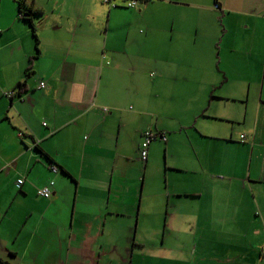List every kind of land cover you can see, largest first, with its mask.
<instances>
[{"label": "crops", "instance_id": "crops-1", "mask_svg": "<svg viewBox=\"0 0 264 264\" xmlns=\"http://www.w3.org/2000/svg\"><path fill=\"white\" fill-rule=\"evenodd\" d=\"M26 2L37 42L0 0V224L32 228L0 264L146 256L163 227L169 257L240 264L249 240L264 264V0ZM147 130L167 142L143 163Z\"/></svg>", "mask_w": 264, "mask_h": 264}, {"label": "rangeland", "instance_id": "rangeland-1", "mask_svg": "<svg viewBox=\"0 0 264 264\" xmlns=\"http://www.w3.org/2000/svg\"><path fill=\"white\" fill-rule=\"evenodd\" d=\"M4 1H6V0H2L3 4H4ZM27 1L29 3H31L33 0H27ZM220 1L221 0H218V2H220ZM126 2H127V0H126ZM200 2L204 5L207 3V0H200ZM10 8H8V9H10ZM14 8L16 9L15 5H14ZM1 11H2V8H1ZM199 42L201 43V42H203V40L200 39ZM178 57H179V55L177 53V58ZM188 57H190V55L186 54V57L183 59V61L185 62L186 58H188ZM166 73L169 74L168 71ZM180 98L181 97H178V98H175V100L174 99H172V100L175 102H178V104L181 106V104H183V103L180 102ZM197 100L198 99H196V101ZM203 102L205 104H207V101L203 100ZM175 107L176 106H173L172 108H175ZM205 108L207 109V107H205ZM206 109H205V111H206ZM184 111L187 112V109ZM207 113L211 114L212 111L207 110ZM235 127H239V126H235ZM241 138H243V137H241ZM154 141H159V139H155ZM161 153H162L161 154L162 162H164L165 151L162 150ZM16 217H18V214ZM9 218H10V216H7V218L5 220H3L2 223L0 224V235L4 234L3 237L6 235L13 236L15 234V232H17L18 230H20L18 237H20L21 234H23V236L26 237L30 233L29 231L31 230L32 226L29 223L26 226H24V221L22 219L21 221H19L20 227L10 226L11 222H9V220H8ZM124 228H125V226L123 225L121 227V229L124 230ZM163 230H164V227L161 229V231L156 235V237L153 240L145 239L144 241H141L143 239L138 238V242H143V244L145 245L144 248L147 250V254H148L146 256H145L146 253L142 252V249L137 244H135L136 246L134 247L135 248L134 252L130 253V247H131L130 245H132V244L131 243H125V241H122V243H121L122 250L115 253L116 257L114 256L113 253L106 252L105 257L102 256L101 258H97L94 255V257L90 256L87 258H74V259H70V261L73 264H97L98 261H101L100 264H113V263H109L111 260H115L116 263H118V264H197L198 261L202 264H210V257H203V258L196 257V258H194V257H191L189 255H186L184 257L178 256V255H175L174 257H169L165 253V250H163V249H165V248L170 249L172 243H170L169 241H166V243L161 242V240L163 238ZM173 244L176 245L177 243H173ZM238 244L241 247L238 248L237 252H241V251H244V252L237 260L240 264H243L242 262H245L243 259L248 258L249 260H251L248 256L245 255L246 249H247L245 246L247 245V246H249V248H251V247L249 244V240L243 241V242L238 243ZM126 249H128V250L126 251ZM250 251L255 252L254 249H250ZM218 253H222V252H218ZM110 255L112 258L110 257ZM84 262H86V263H84ZM212 264H215V263H212Z\"/></svg>", "mask_w": 264, "mask_h": 264}, {"label": "built area", "instance_id": "built-area-1", "mask_svg": "<svg viewBox=\"0 0 264 264\" xmlns=\"http://www.w3.org/2000/svg\"><path fill=\"white\" fill-rule=\"evenodd\" d=\"M103 3L110 5L111 7H116L111 4V0H103ZM137 5V0H127L126 7L128 9H134ZM1 34V30H0ZM46 87L44 82L39 83V88L44 89ZM8 97L14 96L13 92L7 93ZM103 112H107V109H102ZM155 139H159V141L166 143V135L165 133H156L152 130H147L143 135V140L140 145V159L141 162L145 163L147 161L148 156V148L152 141ZM52 173L56 174L58 172V168L54 165L50 167ZM24 183V179L20 178L16 181L17 187L22 186ZM53 186V182H50L47 186H44L40 189H37V195L43 199L49 200L52 196L51 187Z\"/></svg>", "mask_w": 264, "mask_h": 264}, {"label": "trees", "instance_id": "trees-1", "mask_svg": "<svg viewBox=\"0 0 264 264\" xmlns=\"http://www.w3.org/2000/svg\"><path fill=\"white\" fill-rule=\"evenodd\" d=\"M215 3H217V0H215ZM16 4L18 6V16L20 19L22 20H25V21H29L30 22V26H31V29H32V34H33V37L34 39L36 40L37 42V39H36V35H35V28L33 26V24L31 23V20L29 18H27L26 16H29L30 17V14H37L38 10L36 9H32L31 6H29L26 2V0H16ZM19 86L21 87H24V85L22 84H19ZM0 263H3L1 260H0Z\"/></svg>", "mask_w": 264, "mask_h": 264}]
</instances>
